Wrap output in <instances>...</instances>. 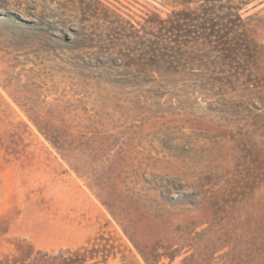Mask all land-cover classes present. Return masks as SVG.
I'll return each instance as SVG.
<instances>
[{
    "label": "rangeland",
    "instance_id": "rangeland-1",
    "mask_svg": "<svg viewBox=\"0 0 264 264\" xmlns=\"http://www.w3.org/2000/svg\"><path fill=\"white\" fill-rule=\"evenodd\" d=\"M237 33L264 45V0H0V259L264 264V54L215 79Z\"/></svg>",
    "mask_w": 264,
    "mask_h": 264
},
{
    "label": "trees",
    "instance_id": "trees-1",
    "mask_svg": "<svg viewBox=\"0 0 264 264\" xmlns=\"http://www.w3.org/2000/svg\"><path fill=\"white\" fill-rule=\"evenodd\" d=\"M208 36V35H207ZM218 35L213 34L211 37H217ZM236 41L233 44H225L216 46V50L220 53L219 62L215 61L214 67L216 69V81H221L222 75L226 72L224 69H221L223 65L230 67L229 71H231L234 77L238 79L244 78L246 72H248V66L252 64H256L257 60H259L260 56L264 54V45L256 43L250 39L246 34H236ZM218 41V40H217ZM263 95H259V98L264 103V91H262ZM263 107V106H262ZM262 107H258L259 109ZM264 114V113H262ZM260 114V115H262ZM85 248H80L74 252L68 250V256L64 258L65 264H85L88 261V258L84 256ZM29 255L28 258L31 259L33 256ZM65 252H63V256ZM34 257V256H33ZM51 257L50 253L46 252L43 254V260L48 261ZM28 258L22 262L12 261L9 258L0 259V264H30Z\"/></svg>",
    "mask_w": 264,
    "mask_h": 264
}]
</instances>
